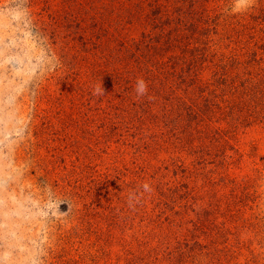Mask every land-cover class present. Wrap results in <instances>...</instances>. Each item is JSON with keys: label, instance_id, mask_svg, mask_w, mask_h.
Masks as SVG:
<instances>
[{"label": "rangeland", "instance_id": "rangeland-1", "mask_svg": "<svg viewBox=\"0 0 264 264\" xmlns=\"http://www.w3.org/2000/svg\"><path fill=\"white\" fill-rule=\"evenodd\" d=\"M136 1L0 0V264H264V0Z\"/></svg>", "mask_w": 264, "mask_h": 264}, {"label": "trees", "instance_id": "trees-1", "mask_svg": "<svg viewBox=\"0 0 264 264\" xmlns=\"http://www.w3.org/2000/svg\"><path fill=\"white\" fill-rule=\"evenodd\" d=\"M118 1H120L119 4L121 6V11H120L121 12V15H115L116 19L111 18L112 14H113L112 12H111V15L109 17H107V18H105V15H102L103 21L109 22L110 23V26L117 25V23H118L122 27L125 24H127L128 25V29H130V27L133 25V21L135 19H138L140 21L142 19H144L149 25H153L154 18H155V16L153 14H155V11L156 10H153L151 13H149V11L146 12V10L144 8V5H143V3L141 1H136V0L135 1H131V0L130 1L129 0H118ZM184 1L185 0H173V3L174 4H177V3L184 4ZM195 1L196 0H194V1L190 0V2L189 1L188 2L191 5ZM106 6H108V5H106ZM192 6H191V9H192ZM105 11L108 13V9H105ZM178 11H180V9H178ZM185 11H187V10H185ZM185 11H182V12H185ZM196 12H197V10L195 11V14H196ZM192 13H194V12H192ZM92 20L93 19L90 20V24H91L90 27H94L97 24L98 25H101V23H103L102 20H99L97 22H92ZM193 20H195V17H194ZM155 21H157V23H158L159 22V19H156ZM200 23L203 24V21L199 22V24ZM205 23H207V21H205ZM162 24H164V22ZM123 29H124V27H123ZM156 50L158 51V48H156ZM183 52H187V50H185Z\"/></svg>", "mask_w": 264, "mask_h": 264}, {"label": "clouds", "instance_id": "clouds-1", "mask_svg": "<svg viewBox=\"0 0 264 264\" xmlns=\"http://www.w3.org/2000/svg\"><path fill=\"white\" fill-rule=\"evenodd\" d=\"M136 93L139 96H142L144 94H146L147 92V84L143 79H138L136 82ZM147 187V186H145Z\"/></svg>", "mask_w": 264, "mask_h": 264}]
</instances>
